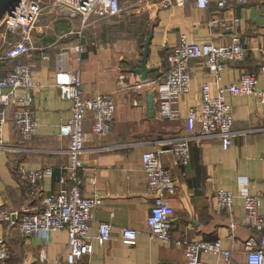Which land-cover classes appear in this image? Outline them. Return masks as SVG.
Returning a JSON list of instances; mask_svg holds the SVG:
<instances>
[{
  "label": "crops",
  "instance_id": "0c3cea01",
  "mask_svg": "<svg viewBox=\"0 0 264 264\" xmlns=\"http://www.w3.org/2000/svg\"><path fill=\"white\" fill-rule=\"evenodd\" d=\"M165 1L120 0L123 10L119 15L97 19L84 30L82 53L74 50L76 35L70 33L79 27V19H54L47 13L50 19L38 22L33 31L31 51L0 60V77L21 61L31 65L38 82L32 90L38 128L30 138L24 139L15 131L14 103L6 109L3 138L7 146L0 148V206L10 212L39 206L42 195L58 191L63 184L61 178L69 175V137L59 134V124L71 117V101L60 96L55 82L56 64L62 54L65 68L80 70L85 97L102 93L113 96L114 117L107 135L93 133L90 113L83 123L84 150L77 173L83 194L100 201L92 209L88 229L93 251L76 264H184V246L176 242L181 238L218 239L222 248L231 251L230 263L222 254L202 252L207 264H244L245 239L259 237L258 231L245 222L241 196L245 187L258 197L257 207L262 211L264 101L258 92L226 97L233 110V129L239 132L228 147L218 137L194 138L189 144V162L181 165L164 139L186 132L188 110L199 102L204 82L209 83L215 96L220 87L236 82L243 72H254L257 90L264 94V0H229L222 8L215 0H209L205 7L198 6L196 0L164 7ZM215 14L224 22L239 18L235 26L246 48L244 59L228 60L216 79L204 57L191 58L190 91L179 97L176 117H162L158 85L169 67L168 51L178 44L180 35L218 45L230 41L224 25L209 24ZM149 34L146 66L155 70L143 80L130 68L131 63L138 66L142 43ZM120 73L124 75L122 82L118 80ZM149 93L154 98L153 111L148 105ZM13 94L24 96L26 90L19 88ZM199 128L196 121V133ZM146 150L157 151L175 181L174 192L169 195L174 214L168 241L150 236L145 222L154 199L146 194L147 175L142 166ZM19 164L50 167L52 174L33 190L19 177ZM217 189L234 194L230 208L216 205ZM101 221L111 224V237L103 243L96 239ZM124 227L136 230L135 243L122 241ZM0 239L8 246L7 264H68L65 229L50 231L46 236L24 235L9 221L0 220Z\"/></svg>",
  "mask_w": 264,
  "mask_h": 264
},
{
  "label": "built area",
  "instance_id": "2783aa9c",
  "mask_svg": "<svg viewBox=\"0 0 264 264\" xmlns=\"http://www.w3.org/2000/svg\"><path fill=\"white\" fill-rule=\"evenodd\" d=\"M209 0H196L200 7H205ZM229 0H215L218 8H222ZM242 2L243 0H234ZM182 5L184 0H166L164 7L171 4ZM123 10L120 0H17L0 20V60H11L28 54L33 48V31L38 22L53 18H78L79 27L71 30L76 35L73 48L78 53L84 51V30L91 22L119 15ZM238 17L224 22L216 14L209 20L211 26L224 25L230 35V41L214 44L210 41L196 42L181 34L177 45L169 49L167 60L169 67L158 85L160 98V115L173 118L178 115L177 101L179 97L190 91V73L188 62L191 58L204 57L209 70L219 78V71L228 60H243L246 48L242 38L236 31ZM47 24V23H46ZM65 58V54H62ZM47 57V55H44ZM60 57L56 64L55 82L60 96L71 101V117L59 124V134L69 137L67 152L69 164L67 178L59 190L42 195L39 206L10 212L0 206V220H7L16 226L24 235L46 236L50 231L65 229L68 235V249L65 259L68 264H76L84 255L92 253L94 244L89 235V222L93 207L100 201L83 194L82 180L78 170L82 165L81 154L84 150L83 123L88 113L92 116V131L98 136L107 135L112 126L115 103L112 94L102 93L94 97H85L82 90L79 69H67L63 66L64 58ZM124 75H118L122 82ZM146 80V79H143ZM38 86L33 69L26 62L16 61L12 67L0 77V148L7 145L3 138L4 126L7 123L6 109L14 103L13 126L17 134L24 139L30 138L38 128L35 110L32 106V90ZM257 76L254 72H243L236 82L222 86L217 95L210 92L208 82L201 85L200 99L197 105L188 110L186 132L165 138L179 164L185 165L190 159V141L194 138L218 137L223 146L231 145L233 137L239 133L233 129L234 115L227 102L228 95H240L258 92L264 101L262 90H257ZM26 90L24 96H15L16 89ZM200 128L195 132V123ZM142 166L147 175L146 194L153 195V203L146 217V226L150 236L164 241L171 239L170 224L174 209L169 195L174 192L175 181L170 170L164 166L157 151L146 150L142 154ZM19 177L31 189L36 190L39 183L52 174L50 167L29 168L23 164L17 166ZM245 222L253 226L259 237L249 236L244 241L246 261L244 264H264V204L258 210V197L244 189L241 191ZM214 199L220 208H230L234 194L230 190L217 189ZM111 237V224L99 222L96 239L103 243ZM137 232L134 228L122 229V241L133 244ZM184 246V264H207L202 252L222 254L224 261L231 262V251L222 248L220 240L188 239L176 240ZM8 246L0 239V264H7Z\"/></svg>",
  "mask_w": 264,
  "mask_h": 264
},
{
  "label": "water",
  "instance_id": "95a60500",
  "mask_svg": "<svg viewBox=\"0 0 264 264\" xmlns=\"http://www.w3.org/2000/svg\"><path fill=\"white\" fill-rule=\"evenodd\" d=\"M16 1L17 0H0V20L3 17V15L13 7V5L16 3ZM150 38H151V34H149L146 37V39L144 40V42L142 43L141 58H140L138 66H134V64L131 63L130 70L138 73L140 75L141 79H146L147 73L149 71L155 70L154 67H147L146 66L147 56H148V46H149ZM148 105H149V109L151 111H153L154 98H153L152 93H149V95H148ZM151 115H153V112L151 113Z\"/></svg>",
  "mask_w": 264,
  "mask_h": 264
},
{
  "label": "rangeland",
  "instance_id": "374dc122",
  "mask_svg": "<svg viewBox=\"0 0 264 264\" xmlns=\"http://www.w3.org/2000/svg\"><path fill=\"white\" fill-rule=\"evenodd\" d=\"M1 43V42H0ZM1 46V45H0Z\"/></svg>",
  "mask_w": 264,
  "mask_h": 264
}]
</instances>
